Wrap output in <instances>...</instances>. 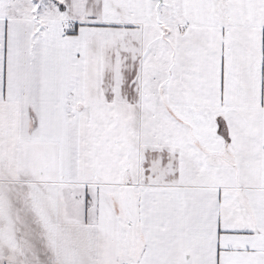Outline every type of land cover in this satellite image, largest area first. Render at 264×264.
<instances>
[{"label":"snow or ice","instance_id":"snow-or-ice-1","mask_svg":"<svg viewBox=\"0 0 264 264\" xmlns=\"http://www.w3.org/2000/svg\"><path fill=\"white\" fill-rule=\"evenodd\" d=\"M0 264H264V0H0Z\"/></svg>","mask_w":264,"mask_h":264}]
</instances>
